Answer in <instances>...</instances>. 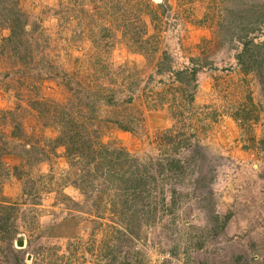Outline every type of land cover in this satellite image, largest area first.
Returning a JSON list of instances; mask_svg holds the SVG:
<instances>
[{
  "label": "rangeland",
  "instance_id": "rangeland-1",
  "mask_svg": "<svg viewBox=\"0 0 264 264\" xmlns=\"http://www.w3.org/2000/svg\"><path fill=\"white\" fill-rule=\"evenodd\" d=\"M15 1L30 46L0 53V264H264V19L247 71L217 29L264 0ZM66 114L126 172L55 145Z\"/></svg>",
  "mask_w": 264,
  "mask_h": 264
},
{
  "label": "trees",
  "instance_id": "trees-1",
  "mask_svg": "<svg viewBox=\"0 0 264 264\" xmlns=\"http://www.w3.org/2000/svg\"><path fill=\"white\" fill-rule=\"evenodd\" d=\"M224 15L226 17H223V19L220 20L221 22H217V29L221 35L227 32L230 36L228 37L230 40L232 38V40L240 42V50L234 55L237 65L243 71L256 68L263 60L260 56V50L258 49L263 47V44L253 41L252 34L260 28L261 25L259 23L262 22L261 18L264 19L263 8L257 3L245 5L242 3V5L233 10L227 9ZM26 17L27 16L19 9L15 0H0V24L2 28H5L7 31V35L0 38V53L2 55H4L3 51L5 50L13 55L19 53L22 57L26 55L27 50L29 52L30 44L24 37L29 31V29L26 30V25L28 23ZM192 60L195 59L189 58L190 63ZM201 64L200 62L190 68L185 66L183 69L176 70L173 72V78L180 79V75H185L186 79H184L185 81L183 80V84L188 85L195 80L196 73L200 70V66H202ZM263 65L264 63L262 64V68L264 67ZM68 116L66 114L60 121L62 130L60 131V135L55 137V145L63 146L67 150L71 148L69 152H75L76 155L77 153L75 150H78L81 153H78V156L84 160L81 163V170L85 172L100 170L103 169V167L106 168L101 172L105 173L108 170L110 172L119 171L121 174L126 172L125 169L127 166L125 165V161L127 154L125 151L118 147H111L110 149L107 144L98 143L96 140L97 137L88 134L82 125L79 126L80 128L77 126L74 128L73 120ZM185 141L186 140H184L181 145L184 144ZM93 142L100 145L99 148H96L97 145L93 144ZM177 144L178 142H176L175 145ZM81 149L87 151L86 155H82L84 153ZM101 150H103V154ZM119 166H125L123 167L124 170ZM131 175L125 180L130 179V182H135V179H137L136 172H134V175L133 173ZM120 181L125 182L124 180ZM136 187V184L128 187L122 185L120 191L123 193L129 189L134 190ZM52 228L51 226L47 229L48 233H51L49 229ZM52 253H54V251H52ZM57 258L59 257L57 256Z\"/></svg>",
  "mask_w": 264,
  "mask_h": 264
},
{
  "label": "water",
  "instance_id": "water-1",
  "mask_svg": "<svg viewBox=\"0 0 264 264\" xmlns=\"http://www.w3.org/2000/svg\"><path fill=\"white\" fill-rule=\"evenodd\" d=\"M15 245L18 246V247H22V245H23V241L21 240V238H19V239H17V240L15 241ZM27 257H28V255H27Z\"/></svg>",
  "mask_w": 264,
  "mask_h": 264
}]
</instances>
